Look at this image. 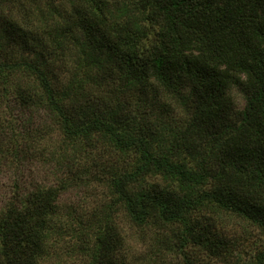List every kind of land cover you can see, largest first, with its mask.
Wrapping results in <instances>:
<instances>
[{
    "label": "trees",
    "instance_id": "obj_1",
    "mask_svg": "<svg viewBox=\"0 0 264 264\" xmlns=\"http://www.w3.org/2000/svg\"><path fill=\"white\" fill-rule=\"evenodd\" d=\"M1 159L0 264H264V0H0Z\"/></svg>",
    "mask_w": 264,
    "mask_h": 264
},
{
    "label": "rangeland",
    "instance_id": "obj_2",
    "mask_svg": "<svg viewBox=\"0 0 264 264\" xmlns=\"http://www.w3.org/2000/svg\"><path fill=\"white\" fill-rule=\"evenodd\" d=\"M237 105L242 107L244 104L243 94L237 89L232 90ZM10 164V165H8ZM50 161L33 160L32 161H19L14 163L11 159L0 160V201L11 195L12 190H15V183L19 181L20 184H26L29 180H33L34 177L45 180H57L60 176V171L51 166ZM55 171V173L53 172ZM16 181V182H15ZM94 188H85L84 186H73L65 190L60 198L62 204L76 202L79 203L81 200H87L84 194L93 198ZM87 197V198H89ZM84 198V199H83ZM83 202V201H82ZM81 202V203H82ZM125 216H122V218ZM124 221V222H123ZM122 224L127 226L125 218H123ZM127 228V227H126ZM131 242L136 248V252H144L148 249L147 240H143L140 236L139 229H133L130 232Z\"/></svg>",
    "mask_w": 264,
    "mask_h": 264
}]
</instances>
